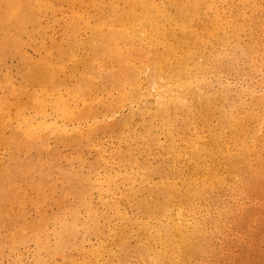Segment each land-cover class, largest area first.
<instances>
[{
    "label": "bare ground",
    "instance_id": "1",
    "mask_svg": "<svg viewBox=\"0 0 264 264\" xmlns=\"http://www.w3.org/2000/svg\"><path fill=\"white\" fill-rule=\"evenodd\" d=\"M3 1L0 264H234L264 224V0Z\"/></svg>",
    "mask_w": 264,
    "mask_h": 264
},
{
    "label": "rangeland",
    "instance_id": "2",
    "mask_svg": "<svg viewBox=\"0 0 264 264\" xmlns=\"http://www.w3.org/2000/svg\"><path fill=\"white\" fill-rule=\"evenodd\" d=\"M6 11L7 5L0 0V102L7 101L10 79L12 76L20 77L21 69L18 60L13 58L9 49ZM8 132L6 120L0 113V155L7 150ZM29 216H32L31 220L35 217L33 212ZM11 220L15 224L18 218L11 216ZM246 220H249L248 224H245L246 228L227 244L225 251L231 255L230 262L233 260L234 264H264V224L253 222L254 217Z\"/></svg>",
    "mask_w": 264,
    "mask_h": 264
}]
</instances>
